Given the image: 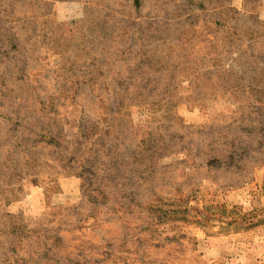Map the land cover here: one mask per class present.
Segmentation results:
<instances>
[{
	"label": "rangeland",
	"instance_id": "374dc122",
	"mask_svg": "<svg viewBox=\"0 0 264 264\" xmlns=\"http://www.w3.org/2000/svg\"><path fill=\"white\" fill-rule=\"evenodd\" d=\"M0 264H264V0H0Z\"/></svg>",
	"mask_w": 264,
	"mask_h": 264
}]
</instances>
